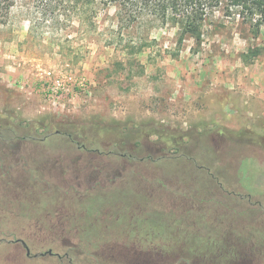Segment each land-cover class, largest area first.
Returning <instances> with one entry per match:
<instances>
[{"label":"rangeland","instance_id":"1","mask_svg":"<svg viewBox=\"0 0 264 264\" xmlns=\"http://www.w3.org/2000/svg\"><path fill=\"white\" fill-rule=\"evenodd\" d=\"M114 13L111 7L99 14L95 34L82 33L75 23L67 40L56 42L49 50V41L29 37L28 22L15 12L0 27V119L18 124L26 134L31 129L43 136L54 132L52 124L59 120L80 124L88 136H94L93 143L112 147L124 142L123 148L137 156L157 157L186 150L203 165L211 158L208 166L215 169L227 190L248 194L247 188L252 191V202L259 200L261 206H237L225 203L227 199L210 202L204 195L192 204L169 198L155 204L162 212L158 222L176 218L174 225L166 227L130 219L133 212L122 215L114 199L92 203L90 210L88 202L78 205L68 196L58 202L41 198L42 209L61 205L58 214H62L59 210L75 212L73 227L79 235L63 234L57 228L54 234H47L43 246L35 244L45 235L25 236L27 242L34 243H29L30 257L20 244L0 243V264H60L56 257L38 254L50 248L63 254L66 247L62 240L68 246L78 244L71 254L78 264H120L113 259L117 253L127 256L125 264H264V214L259 212L264 209V28L252 37L238 21L216 13L204 23L199 52L194 53L193 42L187 41L177 55L176 29L144 21L137 29L142 33L153 26L147 41L150 47L131 56L123 53L120 45L106 42L105 31L112 28ZM248 48L259 49L260 54L246 64L241 54ZM65 65L86 79L90 92L54 109L44 100L40 78ZM23 72L34 74V78H18ZM47 144L51 155L67 152L65 145ZM84 162L80 161L76 170L89 178L93 171L83 168ZM164 169L178 172L182 168L166 165ZM145 170L114 172L129 173L125 183L132 190L135 174H146ZM106 173L110 172H99ZM121 175L107 178L117 181ZM94 178L101 177L96 174L92 181ZM26 204L18 215L32 223L34 219L28 218L42 215V211L28 213ZM175 205L177 215L172 209ZM118 212L117 223L108 214ZM63 219L70 224L68 218Z\"/></svg>","mask_w":264,"mask_h":264},{"label":"trees","instance_id":"2","mask_svg":"<svg viewBox=\"0 0 264 264\" xmlns=\"http://www.w3.org/2000/svg\"><path fill=\"white\" fill-rule=\"evenodd\" d=\"M111 7L115 8V13L111 17L112 28L105 31L108 36L106 42L115 47L120 45L121 51L131 56L139 55L150 47L147 41L153 26H169L176 29L177 55L187 41L193 42L194 53L199 52L204 23L216 13H220L223 18L238 21L240 25L246 27L244 31L252 37L264 28V0H0V27L5 26L11 16L18 11L29 24V37L49 41L50 50L56 42L67 40L75 23L82 28V33L95 34L99 14ZM144 21L153 26L140 33L137 28ZM62 51H64L63 48L60 52ZM259 54V49L248 48L241 54V58L243 62L249 64ZM67 123L65 120L55 122L52 124L55 131L43 136L38 134L37 130L31 129L26 134L18 124L0 119L1 238H18V235L12 231L15 225L25 221V216L16 215L25 208V201L27 212L37 209L55 214L56 206L42 209L39 199L52 198L57 199L58 202L65 196L74 198L75 193L72 189L61 186V170L55 167L56 164L71 163L75 157L67 156V153L78 152L77 146L84 145L93 149L101 146L99 143L92 144L94 136H88L82 130L85 126ZM47 143L58 148L65 145L66 156L65 154H49ZM114 145L118 148L126 146L124 142ZM123 150L125 151L124 148ZM124 151L122 153L128 161L145 167L148 172V169L152 170L151 176L135 174V177L143 180L151 179V184L154 186L162 185L163 193L171 190L169 185L164 183L165 180L178 179L182 188L179 194L194 201L203 194L210 202L213 199L220 203L221 199H227L225 203L240 204L247 203L245 200L247 198L243 195H252V191L250 193L247 188L243 189L248 194L227 190L220 177L214 172L215 169L208 166L211 158L203 165L186 150L157 157L140 156V158H134L132 153L126 154ZM39 152L41 154H38ZM107 156L108 160L114 161H119L120 158V155L110 153ZM113 156L115 159H112ZM210 163L213 162L210 161ZM166 165L173 167L181 165L182 169L178 172L175 169L169 171L164 169ZM192 174L195 177H193L195 179L193 186L187 188L186 182ZM243 174H247L246 170ZM21 179L22 183H20ZM195 191L202 194L198 197ZM132 201H135V198H131L130 202ZM78 203L81 204L79 201ZM141 209L145 210L143 204ZM143 221L145 224H157V217L149 216ZM161 223L168 227L171 225L169 220L163 219Z\"/></svg>","mask_w":264,"mask_h":264},{"label":"flooded vegetation","instance_id":"3","mask_svg":"<svg viewBox=\"0 0 264 264\" xmlns=\"http://www.w3.org/2000/svg\"><path fill=\"white\" fill-rule=\"evenodd\" d=\"M121 143V142H120ZM123 143V142H122ZM97 144V143H92ZM78 152H70L67 153V156H73L75 157V159L71 162V163H67V164H56V168L58 170H61V174H60V178L62 179V183L61 186H64L65 188H70L73 190V192L75 193L74 198L71 197V199H73L75 202H77V204L79 205L78 201L81 204H84L86 202L89 203V208L90 210L93 208L92 203L97 204H104L108 201V199H114V204L116 206L120 205V207L117 208V210L120 211V213L123 215L122 212H127L128 214H130V212H133L130 215V219H142L141 222L144 223V219L148 218L149 216H155L157 217V224H147L149 225H153V226H158L159 224H162L161 221L158 222V219L161 218L162 213L159 210V207L157 209V207H155V204H161L160 202H162L163 200H165L167 202V199L169 198H181L182 200H184L187 204H192V202L194 200H190L187 199L185 197H183L181 194H179V191L182 189L181 185L179 184L178 179H174V180H165L164 183L168 184L169 189H171L169 192L165 191L164 193L162 192L161 186H154L153 184H151V179L150 180H143L142 178H136V184L134 185L135 188L130 190L127 188V184L125 183V176L128 174H124L121 175L120 174H115V170L117 171H138L139 169L143 168L145 169V167H141L138 166L130 161L127 160L126 156H124V153H122L123 147L122 148H118L115 147V145H113L112 147H100L97 149H93L92 147H86L84 145L82 146H77ZM126 154L128 153H132L134 155V158H140V156H137L136 153L132 152V151H124ZM178 152V151H177ZM112 154V155H120L119 161L117 160H108V156L107 154ZM176 153V152H175ZM66 156V153H65ZM62 157V156H61ZM115 159V157L113 156L112 159ZM80 161H85L83 163L84 167L83 168H89L90 170L93 171V175H90L89 178H84V176L80 173V170H76L77 167L80 164ZM108 162V163H106ZM114 162H118L116 165L114 164ZM86 164V165H85ZM83 170V169H81ZM149 172L147 170L146 174H141L144 177L151 176V169H148ZM100 171H109L110 173H106L105 175L99 174ZM96 174L98 176H100L101 178H94V181H92V177L96 176ZM116 176V175H121L122 179L120 178L119 180H110L107 177L110 176ZM139 175V176H141ZM87 177V176H86ZM103 177V178H102ZM194 178H190L186 183H187V188H191L193 186V182H194ZM114 181V182H113ZM140 188V189H139ZM145 189H147L145 191ZM145 191V196L144 197V192ZM236 191H233V193ZM240 193V192H238ZM195 195L196 196H200L199 193H197L195 191ZM236 195V193H235ZM112 196V198H111ZM125 196V197H124ZM203 197V194L201 195ZM245 196L247 199L246 202L248 204H251L250 207H260L261 206V202L258 201H254L252 202V195H243ZM109 197V198H108ZM155 197H160L158 200L156 201H151L153 198ZM131 198H136V202L135 201H131ZM73 201V202H74ZM170 201V200H169ZM196 201V200H195ZM65 202V201H64ZM97 202V203H96ZM104 202V203H103ZM123 202V203H121ZM174 203V201H173ZM141 204H143V207H145V210L141 209ZM240 204H237V206H240ZM62 208L63 206H57V208ZM176 205L174 207H172L173 212L175 211L174 215L179 214L178 210H176ZM193 206L191 205L190 209ZM96 208V207H94ZM178 208V207H177ZM111 209V208H110ZM179 209V208H178ZM108 211V208L106 209ZM62 214H58V213H48V211H44L42 212L41 216H37V217H30L28 218L30 219H34V221H27L26 219V223H20L18 225H15V227L13 228V231L16 235H18V238H12L9 240V237H4L1 238L0 237V243H4L7 242L8 244H20L22 246V248L26 251V256L30 257L31 256V252H30V248L31 245L33 244L32 242H27V240L24 238L25 236H29V235H34V234H42L45 235L43 236L42 239H40L39 241L41 243L39 244H35V245H46L48 237L47 234L51 235L50 233L54 234L55 229H61V233L63 234H71L73 233L74 235H79V232L77 230V227H73V218L75 217V212L70 214L71 212H69L68 210L65 211V213H63V211L59 210ZM88 211V210H87ZM180 211V210H179ZM96 212L98 213H103L101 212V210L96 209ZM109 212V211H108ZM148 212V213H147ZM182 213V211H180ZM262 214H264V209H262L261 211ZM30 213V212H28ZM18 215V214H16ZM109 216L114 217L117 220L120 219V214L119 212L116 213V215H112V214H108ZM145 215V216H143ZM241 215V214H239ZM127 215H125L126 217ZM143 216V218H142ZM147 216V217H146ZM64 217L68 218L67 220L70 221V224L67 225L66 221L63 219ZM125 217L123 216V218L125 219ZM127 218V217H126ZM172 219H169V221L171 222V225L175 224L176 218L171 217ZM129 219V218H128ZM61 220H63V225ZM168 220V219H167ZM34 222V223H33ZM24 224H27L25 226H22ZM29 224V225H28ZM66 224V225H65ZM145 224V223H144ZM163 225V224H162ZM31 226H34L31 227ZM169 226V227H170ZM168 227V226H166ZM68 231H67V230ZM34 230H38V231H34ZM0 231L1 228H0ZM119 233V232H118ZM50 237V236H49ZM51 238V237H50ZM119 243V242H118ZM7 244V245H8ZM51 244H54V241H51ZM62 240V246L66 247L64 248L66 251L63 254L60 253H53L52 249H48L46 252L44 253H40L38 255L40 256H53L56 257L57 260L60 262V264H78L76 259L73 258V256H71L72 251H74V249H77V245L78 244H74L73 246H68L67 244ZM123 245H125L126 247H128L129 244L127 243H123ZM121 244V245H122ZM202 245H207V244H202ZM61 247V246H60ZM62 247V248H63ZM69 249V250H68ZM68 250V251H67ZM126 250H128L126 248ZM140 251L142 249L140 248H135V251ZM138 251V252H139ZM37 254L33 255L34 257ZM32 256V257H33ZM112 257V256H111ZM127 257L125 254H121V253H117L115 258V261H117V263L120 264H125L124 262L127 261ZM113 262V261H112ZM116 263V262H115ZM129 264V263H128Z\"/></svg>","mask_w":264,"mask_h":264},{"label":"built area","instance_id":"4","mask_svg":"<svg viewBox=\"0 0 264 264\" xmlns=\"http://www.w3.org/2000/svg\"><path fill=\"white\" fill-rule=\"evenodd\" d=\"M40 82L45 102L54 109L64 108L66 104L72 103L77 95L90 92V84L86 79L73 72L68 65L55 73L45 72L41 75Z\"/></svg>","mask_w":264,"mask_h":264},{"label":"crops","instance_id":"5","mask_svg":"<svg viewBox=\"0 0 264 264\" xmlns=\"http://www.w3.org/2000/svg\"><path fill=\"white\" fill-rule=\"evenodd\" d=\"M30 74H25V72L23 73H18L17 76L18 78H24V77H31V78H34V74H31V76H29Z\"/></svg>","mask_w":264,"mask_h":264}]
</instances>
